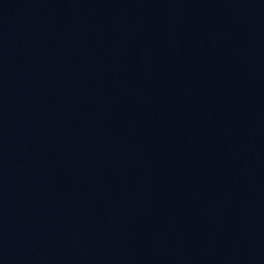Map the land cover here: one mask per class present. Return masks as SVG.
<instances>
[{"label": "water", "instance_id": "water-1", "mask_svg": "<svg viewBox=\"0 0 264 264\" xmlns=\"http://www.w3.org/2000/svg\"><path fill=\"white\" fill-rule=\"evenodd\" d=\"M0 264H264V0H0Z\"/></svg>", "mask_w": 264, "mask_h": 264}]
</instances>
